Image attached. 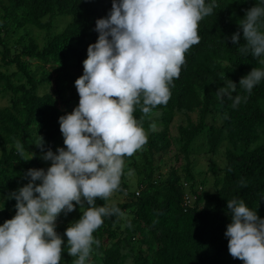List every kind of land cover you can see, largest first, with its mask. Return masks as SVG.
Returning <instances> with one entry per match:
<instances>
[{
  "label": "trees",
  "instance_id": "16d2710c",
  "mask_svg": "<svg viewBox=\"0 0 264 264\" xmlns=\"http://www.w3.org/2000/svg\"><path fill=\"white\" fill-rule=\"evenodd\" d=\"M217 4L199 24L201 42L185 54L169 102L144 118L145 130L152 123H161L163 129L152 131L143 150L124 158L117 193L130 201L115 205L130 217L103 218L93 233L100 245H93L86 264H244L228 251L227 201L243 199L264 219V79L250 94L239 87L242 77L254 67L264 69V64L238 51L246 43L239 22L255 4L264 6V0ZM111 8L112 0H0V98L8 100V106L0 108V226L12 219L8 209H16V201L8 197L29 183L27 171H46L51 163L47 165L43 155L65 147L58 121L70 114L67 107L78 106L75 81L83 75L88 46L97 42L96 21L106 18ZM238 31L239 43L233 44L230 38ZM33 60L39 63L37 68ZM8 67H15L21 78L10 74ZM227 80L237 84L233 96L248 97L235 109L231 100L217 95ZM134 116L140 120L139 107ZM38 136L44 139L43 151L35 145ZM203 137L213 155L225 140L231 145L220 175L216 164L210 167L216 174L212 192L208 181L199 183L197 175L202 172L194 168V143ZM15 140L34 157L21 158ZM175 147L178 154L165 173L166 159L156 156ZM143 158L150 161L144 163ZM130 170L137 176L135 184ZM76 210L78 214L56 231L64 240L61 264L77 259L67 254L64 235L82 215L78 205Z\"/></svg>",
  "mask_w": 264,
  "mask_h": 264
},
{
  "label": "clouds",
  "instance_id": "9594fccd",
  "mask_svg": "<svg viewBox=\"0 0 264 264\" xmlns=\"http://www.w3.org/2000/svg\"><path fill=\"white\" fill-rule=\"evenodd\" d=\"M217 7V0H112L107 17L96 21L97 42L88 46L83 75L75 81L78 106L58 121L65 147L48 150L42 158L50 167L29 169V183L8 197L16 201V214L0 226V264H61L64 240L56 232V221L77 205L82 215L64 233L67 254L77 258L73 264L90 260L93 245H100L93 233L103 218L125 215L115 204L97 206L96 200L107 201L120 189L124 158L148 143L144 118L169 102L185 54L201 42L200 22ZM262 18V5L246 10L239 22L246 43L238 51L264 64ZM230 39L238 44L240 32ZM262 79L264 69L254 67L239 87L250 94ZM236 92L237 84L227 80L217 95L231 100L235 109L248 99L233 96ZM137 107L140 120L134 116ZM149 130L159 131L155 123ZM14 145L21 158L34 157L19 140ZM35 145L43 151V137ZM240 184L246 186L243 180ZM227 208L230 255L244 264H264V219L243 199L227 201Z\"/></svg>",
  "mask_w": 264,
  "mask_h": 264
},
{
  "label": "rangeland",
  "instance_id": "374dc122",
  "mask_svg": "<svg viewBox=\"0 0 264 264\" xmlns=\"http://www.w3.org/2000/svg\"><path fill=\"white\" fill-rule=\"evenodd\" d=\"M41 40H42V35L39 38V41H41ZM0 64H1V56H0ZM31 64H32L33 68H35V67L37 68V66L39 65V63L35 60L31 61ZM47 67H49V66H47ZM7 70L9 71L10 74L16 75L17 78H21V76H22L20 74H17L18 71L15 67H8ZM24 82H25V80L22 81V83H24ZM42 92L43 91L40 90V94ZM44 92H45V90H44ZM59 102L61 103V101H59ZM5 106H8V100L6 98H2V99L0 98V108H4ZM66 109L70 113L73 111V107H67ZM156 125H157V130L163 129V125L161 123H157ZM146 131H147L148 137H149V134L151 131L150 130H146ZM229 147H231L230 143L227 140H225L222 143L221 147L219 148L218 152L215 155H213V154L209 153L210 146L207 145V139L205 137L200 138L197 142L194 143V148L197 149L195 151V154L193 155L195 172L196 173L202 172V174L197 175V179H198L199 183L204 181V180L208 181V185H209L208 190L211 192L213 191V189H211V187H212L213 181L215 180L216 174H214L213 171H211L210 167L213 164H216L218 167V170H217L218 174L217 175H220V170L226 164L225 154L227 152V148H229ZM142 150H143V148H142ZM176 154H178V151H177V148L175 147V151H171V152L165 153V154L163 153L162 155L158 154V156H156V159H159L162 157V158H165L167 161L166 166L163 167V172L167 173L169 165L174 164L173 159L176 156ZM147 161H150V159L149 158L148 159L143 158L144 163ZM45 163L48 165L51 162L45 161ZM132 176H133V174H132ZM136 181H137V176L134 175L132 178L133 184H135ZM134 190H135L134 188H131V191H134ZM108 201H109L108 205L111 206L112 204H118V203L124 204L127 201L129 202L130 199L124 195H119L116 191L113 193L112 197ZM0 209H2L1 206H0ZM8 213L11 214L12 215L11 217L13 218L16 214V209L10 208V209H8ZM77 214H78V210H75L71 213H68L67 215L61 213V215L58 217V219L56 221V231L64 223H68L66 221H71ZM129 217H130L129 214L125 213V215L122 216V219H128ZM125 226H126V224H125V220H124V222L120 223V227L124 228Z\"/></svg>",
  "mask_w": 264,
  "mask_h": 264
}]
</instances>
